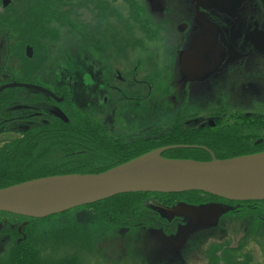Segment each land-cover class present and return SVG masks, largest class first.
Wrapping results in <instances>:
<instances>
[{"label": "flooded vegetation", "instance_id": "obj_1", "mask_svg": "<svg viewBox=\"0 0 264 264\" xmlns=\"http://www.w3.org/2000/svg\"><path fill=\"white\" fill-rule=\"evenodd\" d=\"M15 1L11 0L9 5ZM123 1L127 14L122 17L118 15L119 20H114L110 31L114 37L120 35L125 38L119 47H111H114L115 54H126L124 64H128L129 68H125V71L116 68L104 74V58L99 54L98 61L91 65L95 75L88 79L85 76L89 73L83 62L79 81L65 74L53 77L52 72L46 78L33 77L23 72L20 55L22 41L20 36L18 40L15 36L20 32H13V51L18 54L19 67L17 74L13 75L0 70V88L12 84L19 86L0 91V164L11 165L13 152L20 158L23 150H30V164L40 165L53 156L54 137L70 131L80 133L81 165L87 159L91 164H124L167 147L178 148L163 152V159L196 161L193 153L169 152L194 150L198 146L167 143L196 131L214 133L234 127L243 131V139L250 138L246 134L248 131L259 130L258 135L251 139L252 149L247 155L239 157L263 153L264 124H241L245 118L264 123V115L224 105L220 100L213 102L207 96H211L212 89L217 88L227 76L237 79L231 91L237 92L240 100L261 94L254 80L257 79L256 75L259 76L257 61L264 63V46L261 44V37L264 36V0H231L226 5H219L217 0ZM0 3L2 5V0ZM172 37H177V41H170ZM27 48L31 50L30 58L27 57ZM97 49L104 48L99 46ZM164 51H167L165 57L168 59L165 65L172 70L180 91L178 98H164L162 103L156 105V99L152 98L154 79L149 75L154 63L151 54ZM33 53L34 47L26 44L23 57L31 60ZM225 54H228L227 61L221 63ZM196 56L201 59L197 60ZM246 86H254L255 89L250 92ZM201 100L204 101L202 104L199 103ZM203 105L205 109H202ZM76 113L78 127L67 125ZM184 116L188 119L181 122ZM168 117L172 118L171 124L165 121ZM233 120L238 126L233 127ZM62 137L66 139L67 136ZM79 153H66L65 156ZM207 153L209 161L213 158L227 160L219 159L210 150ZM38 156H43L40 162L37 161ZM50 164L52 162L43 165ZM33 168H28L27 173L36 171ZM202 196L206 197L203 202L179 197L170 206L157 204L165 209L184 205L220 207L222 215L219 221L222 217L237 218L236 223L227 221L238 235L235 243L234 236L230 235L232 246L229 248L233 249L236 244L241 253L245 247L253 246L257 257L264 259V201L229 202L209 195ZM162 208L159 209L164 218L160 223L162 228L170 224L182 226L185 218L193 223L189 216L168 218ZM198 221L199 218L195 223ZM158 233L159 230L156 232L159 237ZM159 238L164 243L176 246L171 237L163 234ZM251 255L244 253L238 261L244 262Z\"/></svg>", "mask_w": 264, "mask_h": 264}, {"label": "rangeland", "instance_id": "obj_2", "mask_svg": "<svg viewBox=\"0 0 264 264\" xmlns=\"http://www.w3.org/2000/svg\"><path fill=\"white\" fill-rule=\"evenodd\" d=\"M39 2L42 3V0ZM56 2V12L48 9L45 13H41L40 10L33 11L37 0H16L6 7L0 3V24H4L0 25V70L11 75L18 71V54L13 51L15 45L12 34L15 35L13 33L15 31L20 32L15 36L17 40L20 36L22 41L21 49L23 50L20 55L23 72L30 73L33 77L46 78L52 72L53 77L65 74L79 81L81 79V62H83L86 63L87 68L85 67V69L89 73L85 76L88 79L95 75L91 65L98 61L99 54L104 58V74L116 68L123 71L125 68H129L128 64H124L126 63V54H115L114 47L111 49L115 45V47H119L125 40L120 35L114 37L110 31L115 23L114 20L116 18L119 20L118 15L122 17L127 14L123 0H57ZM113 3H115L114 6ZM122 8L124 9L122 10ZM8 34L11 36L7 37ZM177 39V37H172L170 41L176 42ZM26 44L34 47L31 60L23 57ZM99 46L104 49H97ZM166 52L151 54V61L156 65H151L149 75L154 79L152 98L156 99V105L162 103L164 98L172 100L177 97L180 91L175 77L173 78L172 70L165 65L168 62L165 57ZM226 58H228V54H225L220 62L225 63ZM257 65L259 76L256 75L257 79L254 82L260 88L259 97L248 96L247 100H240L237 92L231 91L234 81L237 79L227 76L217 88L212 89L211 96H207L208 99L213 102L220 100L224 105L252 110L256 114L264 115V63L258 60ZM90 88L92 87L90 86ZM254 89V86H246L247 91L251 92ZM203 102L201 100L199 103ZM202 109H205V105ZM187 119L188 117L184 116L181 118V122ZM171 120V117L165 119L168 124L173 122ZM234 123L236 122L233 120L231 124ZM197 148L208 151L202 147ZM61 153L60 150H54L53 156L40 165L45 162H52V165L57 161L59 163L64 157ZM62 161L68 162L66 159ZM205 198H198L197 201L203 202ZM185 199L189 200V197H185ZM148 200L151 206L161 209L157 204L156 197L152 196ZM195 200L196 197L190 201L194 202ZM201 207L209 208L196 206V208ZM227 221L236 223L237 218L222 217L216 226H206L199 221L193 224L188 218L184 219L182 226L170 224L161 231L166 237L174 239L176 246L162 242L156 234L157 231L150 228H132L125 231L121 228L107 226L94 215L92 210L87 208H77L65 214L55 215L39 228V232L46 235L51 229L69 223L78 225L79 228L87 231L93 244L91 248L87 246L83 249L81 258H83L84 264H206L212 249L220 248L223 245L226 247L228 242L229 247L232 246L230 235L234 236V243L237 241V232L232 230V226H228L229 222ZM153 229L159 230L160 227L155 225ZM5 239V236H0V257L8 252L10 246V241L2 243ZM235 245H233L234 255L237 253V245ZM219 252L220 250H218V256ZM52 253L48 251V254ZM244 253L253 255L249 257L248 261L244 260L239 264H264V259L257 257L253 246L245 247L241 253L238 251L240 256H236V259L243 257Z\"/></svg>", "mask_w": 264, "mask_h": 264}, {"label": "trees", "instance_id": "obj_3", "mask_svg": "<svg viewBox=\"0 0 264 264\" xmlns=\"http://www.w3.org/2000/svg\"><path fill=\"white\" fill-rule=\"evenodd\" d=\"M56 1L42 0L41 3L37 0L33 11L40 10L41 13H45L48 9H52V11L56 12ZM263 124L260 120L253 122L252 119L245 118L241 125L258 126ZM67 125L78 127L77 113L71 116V120ZM234 126L238 125L234 124ZM258 133L259 130L248 131L246 134L250 138L243 139L241 137L244 134L243 131L235 127L232 129H220L214 133L196 131V133L183 136L180 140H171L167 144L183 143L196 145L212 151L214 155H218L219 159H230L247 155L249 150L252 149L251 139H254ZM79 134V131H70L68 134L59 133L57 137H54V150L62 152L61 154L68 161L66 163H58L57 161V163L50 166L39 164L34 166L30 164L32 159L30 150H23V156L20 158L13 152L11 165L0 164V189L50 176L99 174L121 164H91L86 161L84 162L85 164L81 165V138H79ZM62 136L67 137L64 139ZM72 152L80 153L74 156H65L66 153ZM106 152L111 153L110 150ZM169 153H193L196 161L206 162L210 160L207 151L200 148L174 150ZM42 157L38 156L37 161L40 162ZM31 166L35 167L33 169H36V171L27 173V169ZM152 196L156 197L158 204L162 206L172 205L174 199L179 197H189V200H194V197H196L195 201L199 200L198 198H203L202 194L198 192L169 195L149 193L124 194L81 208L92 210L102 223L113 228H121L125 231L132 228H150L153 231H157L158 229H153V226L158 225L163 230L165 228H162L163 226L160 223L163 222L164 218L159 208L148 203V199ZM50 218L34 220L0 213V236H5L6 238L2 243L10 241L8 252L0 257V264H84L83 258H81L83 249L87 246L91 248L93 244L90 234L79 228L78 225L69 223L68 225L51 229L46 235H43L39 232V228ZM25 222H27V225L24 226ZM229 245L228 242L226 247L223 245L220 248L215 247L212 249L209 252L206 264H239L240 262L236 259V256H239L238 250L234 255V248L229 249ZM218 250H220L219 256ZM48 251L53 253L50 255Z\"/></svg>", "mask_w": 264, "mask_h": 264}, {"label": "water", "instance_id": "obj_4", "mask_svg": "<svg viewBox=\"0 0 264 264\" xmlns=\"http://www.w3.org/2000/svg\"><path fill=\"white\" fill-rule=\"evenodd\" d=\"M11 0H2V6ZM231 0H217L226 5ZM264 46V36L261 37ZM27 57L31 50L27 48ZM200 60L201 58L196 56ZM214 61V60H213ZM18 84L0 88H14ZM148 154L99 174L61 175L39 178L0 189V213L43 220L124 194H183L198 192L229 202L264 201V152L227 160L173 161ZM166 217L189 216L206 226H216L220 207L177 206L162 208ZM27 225V222L23 224ZM159 237H163L161 232Z\"/></svg>", "mask_w": 264, "mask_h": 264}]
</instances>
